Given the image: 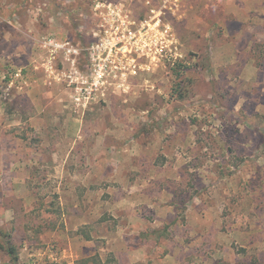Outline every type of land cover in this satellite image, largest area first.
Listing matches in <instances>:
<instances>
[{
  "label": "rangeland",
  "instance_id": "1",
  "mask_svg": "<svg viewBox=\"0 0 264 264\" xmlns=\"http://www.w3.org/2000/svg\"><path fill=\"white\" fill-rule=\"evenodd\" d=\"M97 1L0 0V264H264V0H183L177 63L88 98Z\"/></svg>",
  "mask_w": 264,
  "mask_h": 264
},
{
  "label": "built area",
  "instance_id": "2",
  "mask_svg": "<svg viewBox=\"0 0 264 264\" xmlns=\"http://www.w3.org/2000/svg\"><path fill=\"white\" fill-rule=\"evenodd\" d=\"M135 13L124 0H98L92 8L88 40L59 51L71 54L77 95L90 98L109 80L125 81L162 63H177L178 43L173 21L183 0H137ZM132 4V3H131ZM83 58L88 70L80 72L75 61ZM79 100V99H77Z\"/></svg>",
  "mask_w": 264,
  "mask_h": 264
},
{
  "label": "trees",
  "instance_id": "3",
  "mask_svg": "<svg viewBox=\"0 0 264 264\" xmlns=\"http://www.w3.org/2000/svg\"><path fill=\"white\" fill-rule=\"evenodd\" d=\"M175 66L177 67V68H175V72L177 74V78L180 79V76L182 74V73H180L181 72L180 70H182V68H183L182 64L179 63V64H176ZM181 84H183V81L180 79L179 83L176 85V88H177V93L179 94L178 96L180 98H183L182 97L183 88H182ZM263 150H264V147H263ZM8 253L12 256V260L14 262H16L17 261V257L14 255V249L12 247L8 248Z\"/></svg>",
  "mask_w": 264,
  "mask_h": 264
},
{
  "label": "flooded vegetation",
  "instance_id": "4",
  "mask_svg": "<svg viewBox=\"0 0 264 264\" xmlns=\"http://www.w3.org/2000/svg\"><path fill=\"white\" fill-rule=\"evenodd\" d=\"M75 68L80 72H86L89 68L87 61L81 56L75 61Z\"/></svg>",
  "mask_w": 264,
  "mask_h": 264
}]
</instances>
